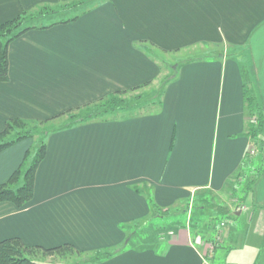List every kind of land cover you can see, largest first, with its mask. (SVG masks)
<instances>
[{"label":"crops","instance_id":"obj_1","mask_svg":"<svg viewBox=\"0 0 264 264\" xmlns=\"http://www.w3.org/2000/svg\"><path fill=\"white\" fill-rule=\"evenodd\" d=\"M77 1L0 0V23ZM71 10H80L76 21L10 44L0 132L13 119L43 122L115 92L161 88L172 74L169 54L210 57L176 60L177 78L156 111L150 105L132 117L52 135L32 201L20 209L0 204V242L72 244L88 253L130 245L99 264H203L204 249L193 241L215 239L211 219L222 216V204L235 218L212 263L264 264V177L240 211L228 199L249 149L246 86L264 110V0H94ZM34 146L25 140L0 153V184ZM138 189L173 214L188 204L198 208L165 218L161 238L134 241L125 226L153 214Z\"/></svg>","mask_w":264,"mask_h":264},{"label":"trees","instance_id":"obj_2","mask_svg":"<svg viewBox=\"0 0 264 264\" xmlns=\"http://www.w3.org/2000/svg\"><path fill=\"white\" fill-rule=\"evenodd\" d=\"M90 1L94 0H80L54 8L43 7L36 12H24L15 19L0 23V82L7 83L10 80L9 46L12 42L32 30L50 29L56 25L76 21L77 18H73L47 26H37L35 23L42 17L71 10ZM220 56L222 57L223 54ZM179 68V64L172 67L171 76L164 81L160 88V94H157L156 104H160V98L166 86L177 78ZM150 84L135 87L131 90L115 92L96 102L87 104L81 108L68 110L43 122H29L21 119H13L7 122L4 129L0 132V153L25 140H33L37 148L35 151H32L33 149L28 150L20 167L11 175L6 183L0 184V204L11 203L20 209L32 201L35 191L36 173L40 164L46 158L48 140L52 135L83 124L92 122L107 123L142 113V108L147 105L146 101H135L131 105L124 96L128 93H136ZM245 103L248 113L246 137L249 139V149L243 158L239 172L233 179L234 187L231 194V197L237 201L236 205L240 206L241 209L253 192L254 186L264 177V110L257 101L252 88L247 86ZM156 104L152 103L151 105ZM138 191L148 196L153 214L146 222L125 226L126 229L131 231V233H128V237L131 239L136 236L147 240L161 238L160 234L166 228L155 226L153 224L155 220L165 219L170 216H177L178 218L182 215L184 217L192 208L188 204L179 214L177 212V214H173L170 210H163L156 206L153 196L146 193L144 189H138ZM240 208L239 211L241 210ZM220 210L222 216L212 218L210 225L211 230L216 235L221 229L222 224L230 225L233 223L231 219L235 218V214L232 212L229 214V210H226V208ZM148 224L150 225L146 230L145 225ZM129 247L130 245H125L119 249H105L88 253L79 251L72 244L44 248L41 246H27L20 238H12L0 242V264H51L45 262L51 259L76 260L75 264H99L124 253L130 249Z\"/></svg>","mask_w":264,"mask_h":264},{"label":"rangeland","instance_id":"obj_3","mask_svg":"<svg viewBox=\"0 0 264 264\" xmlns=\"http://www.w3.org/2000/svg\"><path fill=\"white\" fill-rule=\"evenodd\" d=\"M80 10L79 11H63V12H59L57 14H52V15H48V16H45V17H42L40 18L39 20H37L35 23L37 26H42V25H51L53 23H56V22H59V21H64V20H69V19H72L73 17H76L78 14H79ZM185 54H169L165 57H168L167 58V61L165 62L166 64V67L167 68H171V67H174L178 62L176 60H184V59H187V60H193V59H198V58H203V57H210L209 55H201L199 54L198 52H195V51H192V52H188V54L186 56H184ZM171 62V63H170ZM171 66V67H170ZM170 72H168V75L167 76H170L171 74V70L169 69ZM160 87L158 86H153L151 89H142L136 93H128L127 95L124 96L125 99H127L129 101V103L132 105L134 104V102L136 101H139V100H142V101H146V106L142 108V110H150V105L153 103V104H156L157 103V94L159 95L160 93ZM138 96V97H137ZM155 96H156V99H155ZM140 98V99H139ZM136 99V100H135ZM141 101V102H142ZM157 107H155V111H156V108H158V104H156ZM154 112V111H153ZM37 147L34 146L33 150L32 151H35ZM21 185V184H20ZM230 195V192L226 195L228 196ZM232 196V195H231ZM230 197V196H229ZM230 202H232L231 204V207L233 209H236V211H239V208L240 206L236 205L237 204V201L236 199H234L233 197L231 198H228ZM221 203V202H220ZM198 204V203H197ZM191 205V204H190ZM190 207H194V208H198L197 205H194L192 204V206ZM189 207V208H190ZM219 209H223L226 207V205H222L220 204L219 205ZM229 208L226 207V210H228ZM241 209V208H240ZM155 221H158L156 222L158 224V226L162 227V228H166L167 226L163 223L164 222V219H158V220H155ZM161 221V222H159ZM150 224L148 225H145L146 226V230H147V227H149ZM232 225V224H230ZM157 226V227H158ZM222 229L219 230L217 236L219 235L220 236V239H221V242H222V239H223V231H221ZM129 232L131 233V231L129 230ZM146 233V232H145ZM166 231H163L162 234H160L161 236L163 235H166ZM216 236V235H215ZM217 236L215 238H217ZM141 238V237H140ZM137 239V236L136 237H133V240L135 241ZM203 241L205 242L204 244L207 246V244H210L211 241L209 240H205L203 239ZM221 242L217 245L219 246L221 244ZM205 246V247H206ZM202 249H204L202 247ZM203 254V253H202ZM50 261V262H49ZM53 261H57L56 259H51V260H46L45 262H48V263H51Z\"/></svg>","mask_w":264,"mask_h":264},{"label":"built area","instance_id":"obj_4","mask_svg":"<svg viewBox=\"0 0 264 264\" xmlns=\"http://www.w3.org/2000/svg\"><path fill=\"white\" fill-rule=\"evenodd\" d=\"M253 153V152H252ZM228 226V224H222L221 225V231H223L226 227ZM172 234V233H170ZM221 242L220 236L218 235L217 238H215V240L213 242H211L210 244H207V246L204 244L205 242L203 241V238L201 236H196L194 238L193 241V245L197 246V247H203L204 251H203V259H204V263L203 264H213L212 263V259L216 250V246ZM206 246V247H205Z\"/></svg>","mask_w":264,"mask_h":264}]
</instances>
